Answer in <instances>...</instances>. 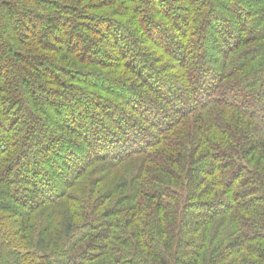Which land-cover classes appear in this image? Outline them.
<instances>
[{"label":"trees","instance_id":"16d2710c","mask_svg":"<svg viewBox=\"0 0 264 264\" xmlns=\"http://www.w3.org/2000/svg\"><path fill=\"white\" fill-rule=\"evenodd\" d=\"M0 264H264V0H0Z\"/></svg>","mask_w":264,"mask_h":264},{"label":"rangeland","instance_id":"374dc122","mask_svg":"<svg viewBox=\"0 0 264 264\" xmlns=\"http://www.w3.org/2000/svg\"><path fill=\"white\" fill-rule=\"evenodd\" d=\"M99 26V25H98ZM158 39V38H157ZM159 40V39H158ZM146 127L148 126V124L145 125Z\"/></svg>","mask_w":264,"mask_h":264}]
</instances>
